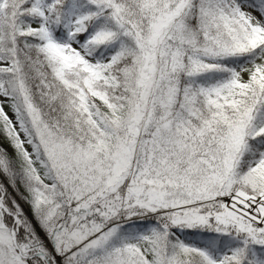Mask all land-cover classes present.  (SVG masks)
Returning a JSON list of instances; mask_svg holds the SVG:
<instances>
[{"label":"snow or ice","instance_id":"1","mask_svg":"<svg viewBox=\"0 0 264 264\" xmlns=\"http://www.w3.org/2000/svg\"><path fill=\"white\" fill-rule=\"evenodd\" d=\"M0 264H264V0H0Z\"/></svg>","mask_w":264,"mask_h":264}]
</instances>
